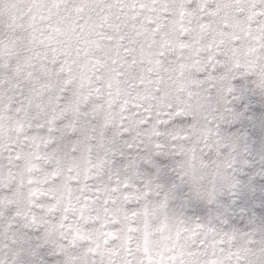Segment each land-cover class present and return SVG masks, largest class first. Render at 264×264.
I'll use <instances>...</instances> for the list:
<instances>
[{
  "label": "snow or ice",
  "instance_id": "obj_1",
  "mask_svg": "<svg viewBox=\"0 0 264 264\" xmlns=\"http://www.w3.org/2000/svg\"><path fill=\"white\" fill-rule=\"evenodd\" d=\"M262 58L264 0H0V218L37 172L64 212L17 222L0 264H264V69L217 75ZM220 80L228 127L187 149L191 89ZM204 151L229 197L206 218L182 194Z\"/></svg>",
  "mask_w": 264,
  "mask_h": 264
},
{
  "label": "clouds",
  "instance_id": "obj_2",
  "mask_svg": "<svg viewBox=\"0 0 264 264\" xmlns=\"http://www.w3.org/2000/svg\"><path fill=\"white\" fill-rule=\"evenodd\" d=\"M259 69H264V58H262L256 68H250L247 70L243 67L237 69L230 61H226L224 65L218 69L217 75L230 76L239 72L247 71V74L252 76L254 81H258L260 79ZM195 78L202 79L203 77L197 74ZM223 84L224 81L220 80L218 81L217 87L211 90H202L195 86L192 87L191 91L193 95L191 98L187 99L194 115L186 117L185 120L187 124L195 123L196 133L193 134L192 129L188 130L190 140L183 142L187 149L194 146L199 147L197 144V138L200 135V130L207 129L215 123H220L221 130L228 127V117H225L224 122L218 120L213 121L209 118L211 114L219 115L226 107L224 103L225 92L222 87ZM249 105L257 111L264 110V89H260L259 94L251 98ZM227 106L234 107L230 100ZM161 131H164V129H161ZM246 131L250 130L240 128L239 135L243 137ZM180 135H183V133H180ZM252 135H255V133H252ZM241 143L243 145L244 141ZM247 143L249 144L250 151L255 150L256 146L252 144L251 138H249ZM260 148L264 150V135H262L260 139ZM262 154H264V151L257 152L252 158L258 162L259 156ZM199 159L206 166L201 169L199 182L198 184L193 185L190 181H185L182 194L198 203L202 208V218H206L209 213L216 210L218 202H224L229 199V197L227 192L220 195L221 182L213 166V161L217 159L215 154L209 151H204L199 154ZM34 176L35 182L31 185L25 183L24 194L22 197L18 198V202L15 205L16 211L20 213V216L17 217L16 212H13L11 219L6 216L0 218V247H3L6 242H10V238L17 222L23 224L25 221H31L34 218L35 223L38 224L41 229H46L57 223L59 218L64 214L63 206L58 207L55 212L49 211L51 205L54 203L53 200L49 199L51 193H49L46 185L39 183L41 173H34ZM261 183H264V181H261ZM210 192L215 194V200L208 195ZM197 193H199V195H197Z\"/></svg>",
  "mask_w": 264,
  "mask_h": 264
}]
</instances>
